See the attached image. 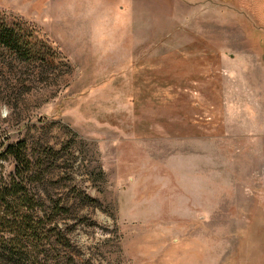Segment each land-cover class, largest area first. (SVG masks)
<instances>
[{
    "label": "rangeland",
    "instance_id": "1",
    "mask_svg": "<svg viewBox=\"0 0 264 264\" xmlns=\"http://www.w3.org/2000/svg\"><path fill=\"white\" fill-rule=\"evenodd\" d=\"M0 25L26 47L0 45V152H42L76 264H264V0H0Z\"/></svg>",
    "mask_w": 264,
    "mask_h": 264
},
{
    "label": "trees",
    "instance_id": "2",
    "mask_svg": "<svg viewBox=\"0 0 264 264\" xmlns=\"http://www.w3.org/2000/svg\"><path fill=\"white\" fill-rule=\"evenodd\" d=\"M0 45L14 53L26 52L20 36L3 25ZM40 153L24 140L7 144L0 152V264H76L68 251L66 230L58 223V205L52 202L54 210L49 213L42 208L47 200L39 184L46 168ZM58 154L46 152L50 159ZM7 161L12 164L8 170L3 165Z\"/></svg>",
    "mask_w": 264,
    "mask_h": 264
},
{
    "label": "crops",
    "instance_id": "3",
    "mask_svg": "<svg viewBox=\"0 0 264 264\" xmlns=\"http://www.w3.org/2000/svg\"><path fill=\"white\" fill-rule=\"evenodd\" d=\"M75 1L79 4V1H80V0H75Z\"/></svg>",
    "mask_w": 264,
    "mask_h": 264
}]
</instances>
